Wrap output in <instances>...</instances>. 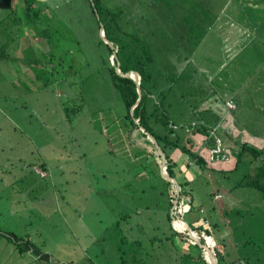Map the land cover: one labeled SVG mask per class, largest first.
I'll list each match as a JSON object with an SVG mask.
<instances>
[{"label": "rangeland", "instance_id": "obj_1", "mask_svg": "<svg viewBox=\"0 0 264 264\" xmlns=\"http://www.w3.org/2000/svg\"><path fill=\"white\" fill-rule=\"evenodd\" d=\"M5 1L0 0V20L3 19L0 23V47L5 44L1 49L9 54L10 59L0 61V264L51 263L35 258L27 251L18 252L15 243L9 241L2 233L8 231L23 239L29 238L41 252L49 253L52 264L57 261L89 264L88 258L94 259L95 254L105 260L106 256L112 255L113 252L112 247L106 246L115 237L114 230L106 234L104 232L116 221L117 214L135 207L144 209L146 202L154 203L155 196L153 193L150 194L152 191L149 190L148 183L140 181L146 174H136L144 165L154 168L141 146L135 145L142 144L144 138L139 137L137 131H134L131 137L129 136L131 144L121 142L123 126L122 121L117 118L121 115L123 107L119 94L111 87L102 90L101 82L93 80L92 73L89 81L87 80L84 65V61L87 62L86 55H79L82 64L78 73L80 80L87 81L83 85L84 88L86 89L88 85L89 88L81 94H77L75 86L73 88L72 85H67V80L63 85L60 82V85L53 84L50 88H45L31 77L30 70L21 64L20 47L22 44L27 46L30 41L33 45L37 42L33 38L30 40L29 37H24L29 28L20 22L19 1ZM46 1L60 8L59 11L62 10L63 17L67 20L78 21L81 15L88 24L89 13H85V10L81 14L74 11L66 14L65 10L69 8L67 3L74 4L73 0ZM122 1L125 2V6L115 5L113 3L115 0H106V4L114 10H122L120 16L123 19L122 28L127 32H132L135 26L138 29L134 31L149 34L155 29L159 30L168 21L166 15L175 13L172 9H166L159 0L152 3L148 0H135L134 10L127 0H120V4ZM10 5L15 12L10 13ZM140 11L141 15L146 14V20L137 24L135 19L140 17ZM15 18L18 19L14 20ZM171 19L165 33L161 35L158 32L161 35L159 44L165 50L159 52L160 57L156 58L158 63L156 64L162 63L166 69L173 68L168 71V75L177 76V66L161 58H165L168 51L174 53L170 51L172 49L186 52L188 44L190 46L197 44L191 40L200 32V26L191 18L185 19L183 23H179L181 21L179 16L172 21ZM14 24H20L19 28ZM181 24L184 28L177 27ZM230 28L231 32H210L207 40L213 43L195 54L196 61L209 64L212 71L223 64L220 75L208 82L207 87L206 81H210L211 78L208 79L206 72H197L196 74L200 75V82L194 80L191 85L193 91L199 85V94H202V90L218 92L222 97L221 104L228 97L233 99L236 108L220 111L222 121L209 124V127L213 128L211 133L220 137L223 148L235 149L243 141L264 147V48L261 57H255L253 47L246 48V56L244 51L242 55H237L242 48L233 46L228 48L222 41L232 40L234 36L238 39L239 33L233 32L232 24ZM79 30L76 32L77 35ZM177 30L182 31V37L176 39L174 32ZM68 34L69 37L65 36L59 40V46L68 49L69 53L78 51L80 47L74 41V37L80 40V34L78 37ZM170 35L173 37L166 40ZM38 44L42 50L46 49L44 40L40 39ZM76 53L78 55V52ZM67 55L69 54L64 53L66 59ZM159 76L155 75V80ZM175 84L178 85L177 82ZM168 85L169 83L166 87ZM189 89L191 90V88L187 90ZM187 90L182 92V100L179 97L181 93L179 94L174 84L173 90L168 94L175 103L172 110L176 113L174 115L176 124L183 126H190L196 122L193 120H196L200 113L205 112L200 106H189L187 100L192 96L191 91L188 94L184 93ZM208 100L214 103L206 109L211 111L220 108L217 96H212ZM196 109L200 112L194 111ZM217 113L218 111H213L205 114ZM220 144L217 141V148H220ZM209 146L206 145L205 151ZM157 153L153 151L159 161ZM42 162L46 163V171L38 168ZM240 176V169L233 174L230 172L226 179H219L224 185L207 184L202 178L195 179L192 183L194 204H204L210 208L213 203L208 192L220 187L227 195L228 203L236 208L254 211L256 215L263 213L264 200L259 192L247 188L232 189L234 181ZM138 196L142 200H138ZM235 196L239 199H233ZM209 212L211 218L214 216L217 218L212 210ZM146 213L142 214L141 218L133 215L129 224H122L124 230L133 231L136 228V221L141 219L145 228L143 236H147L149 221ZM195 216L197 212L193 209L190 213H184L183 218L190 222ZM230 220L232 221L230 226L222 225V231L224 230L222 236L226 240L229 239L226 249L230 254L229 258L236 252L242 255L251 253L253 247L249 245L247 248L234 245L242 227L249 236L258 233V229L253 231L252 228L248 230L250 225L247 227L248 220L254 219L238 221L236 217H232ZM210 238L214 242L213 237ZM221 238L219 236L218 241L222 240ZM174 241L177 245L182 244L181 237H175ZM158 252L162 253L160 263L172 264L167 262V248L161 246Z\"/></svg>", "mask_w": 264, "mask_h": 264}, {"label": "trees", "instance_id": "obj_2", "mask_svg": "<svg viewBox=\"0 0 264 264\" xmlns=\"http://www.w3.org/2000/svg\"><path fill=\"white\" fill-rule=\"evenodd\" d=\"M18 1L20 22L29 28L24 37H29L30 40L33 38L37 42L33 45L30 41L27 46L22 44L20 47L22 52L21 64L30 70L31 77L45 88H50L53 84L60 85V82L63 85L67 80V85H72L73 88L75 86L77 94H81L89 88V85L86 86V89L84 88L83 85L87 81L80 80L78 73L80 71L79 66L82 64L79 55H86L87 62L84 61V65L86 66L87 80L89 81L88 78L92 73L91 76L94 75L93 80L101 82L102 90L111 87L119 94L123 107L122 113H120L121 118L120 116L117 118L122 121L121 125L123 126L121 142L131 144L129 136L131 137V134L137 131V135L144 139L142 144L135 143V145L141 146L143 153L148 155L154 167L144 165L141 170L136 172L137 175L138 173L146 174L140 181L148 183V188L152 191L150 194L153 193L155 196L154 203L146 202L144 209L135 207L125 213L117 214L116 221L104 232L106 234L114 230L115 238L111 242L109 241L110 244L106 246L112 247V255L108 254L104 260L95 254V260L88 258L89 264H162L159 262L162 253L158 252L161 246L167 248V262H172V264H211L210 255L199 246L198 242L208 246L209 250L213 252L217 264H234L236 262L239 264H264V212L256 215L254 211L236 208V206L228 203L229 199L220 187L208 192L213 203L210 208L204 204H194L192 183L195 179L202 178L207 184L220 183L224 185L219 179H226L230 172L233 174L239 169L241 176L234 181L232 189L256 190L264 200V147H257L243 141L237 145V148L227 150L226 147L223 148L220 137L211 133L213 128L209 127V124L213 125V123L222 121L223 117L220 111L230 109L228 103L234 105L232 109L236 108L233 99L228 97L221 104L222 97L214 90L204 92L205 95L198 93L195 97L188 99L187 102L189 106H200L205 112L200 113L198 118L193 120L196 122L190 126H183L178 123L177 125L174 119L176 113L172 110L175 103L171 101L168 94L173 90V84L175 87L179 78L185 77V73L183 75L178 73L177 76L170 74V76L168 71L173 70V68L166 69L163 64L157 65L155 56L150 53L147 47L144 38L146 34H142V31H134V29H138L135 26L132 32H127L125 28H122L123 19L120 18L122 10H114L106 4V0H73L74 4L68 2L69 8L65 10L66 14L70 11L81 14L85 10V13H89L87 18L90 23L87 24L81 15L78 21L67 20L63 17L62 10L59 11L60 8L50 5L46 0ZM113 3L125 6V2L122 1L120 4V0H115ZM170 3L171 0H164L163 4ZM9 9H11L10 13L15 12L11 5ZM143 16L140 14V17L135 19L137 24L142 23ZM2 22L3 19L0 20V23ZM14 25L19 28L20 24ZM77 30H79L78 35ZM101 30L111 45L104 41L100 34ZM68 33L72 36L78 37L79 34L81 36L80 40H76L74 37V41L80 47L76 51L78 55L76 52L69 53L68 49H63L58 44L59 40L64 39L65 36L69 37ZM40 39L46 42L45 50L39 48ZM3 51L1 49L0 61H8L10 56ZM63 52L69 54L67 59ZM15 59L18 63L20 62L16 56ZM117 67L122 74L136 71L139 75L141 97L132 111L131 108L139 96L136 80L128 75H120L116 71ZM155 75L160 76L155 80ZM165 82L166 84L169 83L167 87ZM188 88L191 90L189 89L184 93L188 94L193 91L192 87L187 86ZM180 95L182 100V93ZM203 96L206 97L202 98ZM212 96L218 97L220 108L210 111L206 108L211 107L214 103L208 100ZM194 111L200 112L197 109ZM213 111H218V113L205 114ZM149 134L153 136L155 142L149 137ZM217 141L219 144L221 143L220 148H217ZM208 144L210 146L205 151ZM154 150L158 152L159 161L153 154ZM159 150L164 154V165L167 173L176 180L177 184L161 176L162 156ZM190 167L195 169L189 170ZM38 168L46 171V163H40ZM233 199H239V197L235 196ZM138 200H142L140 196H138ZM193 209L196 210L197 216L192 217L188 222L183 218L184 213H190ZM210 210L217 215V218L215 216L211 218ZM144 213H146L149 221L147 227L149 234L147 236H143L145 228L140 221L141 219L136 221V228L133 231L124 230L123 223L129 224L133 215L141 218ZM232 217H236L238 221L254 219L253 221L248 220L247 227L250 225L248 230L252 228L253 231L258 229V233L249 236L242 227L239 230L240 235H242L236 238L234 246L239 247L241 245L247 248L249 245L253 247L251 253L247 251L248 253L242 255L236 252L229 258L230 254L226 250L229 239L226 240L222 236L224 233L222 225L230 226ZM175 219L184 226L188 224L195 233L196 239L188 233L187 229L175 227ZM176 221V225L179 226ZM235 222L237 223L236 220ZM233 232L235 235V230ZM2 233L7 236L9 241L15 243L18 252H30L35 258L52 264L50 254L41 252L29 238L23 239L12 231ZM219 236L226 243L222 240L218 241ZM175 237H181V245L175 243ZM210 237H213L214 242ZM254 248L255 250H253ZM193 249L196 250V253L192 251ZM235 251L237 250L235 249ZM226 254H228L227 257ZM251 256H253L252 260ZM55 264L74 263L73 261H57Z\"/></svg>", "mask_w": 264, "mask_h": 264}, {"label": "crops", "instance_id": "obj_3", "mask_svg": "<svg viewBox=\"0 0 264 264\" xmlns=\"http://www.w3.org/2000/svg\"><path fill=\"white\" fill-rule=\"evenodd\" d=\"M127 1L132 7V10H134L135 0H132V2L131 0ZM148 1H151L150 3H152L154 0ZM159 1L166 9H172L175 11L174 14L166 15L168 21H170L171 18L172 21L173 18L179 16V19L181 20L179 23L185 19L191 18L195 21V24L200 26V32L195 35L193 40H191L196 41L197 44L194 46L188 44L186 52L172 49L170 51H174V53L168 51L166 57L161 58V60H166L171 64H175L178 73H182V75L185 73V77H180L178 85H176L179 93L187 90V86L192 87L191 84H193L194 80L198 83L200 82V75H197V72H206L208 79L210 80L211 78L210 81H206L207 87L209 86L208 82L213 81L215 77L219 76L222 72L224 67L223 64L218 65V68L215 71H212L209 64L196 61L195 58V54L200 49L208 48V46L213 43L212 41L207 40V35L212 31L231 32L230 25L232 24L233 32L239 33L238 39H235L234 36L232 37V40H222L223 43L226 44L228 48L231 46L242 48L237 55H242L244 51L246 56V48L253 47L255 48V57L262 56V49L264 48V0H171L170 4H163L164 0ZM139 14H141V11ZM143 15L144 19L142 20V23L146 20V14L143 13ZM173 15L174 17H172ZM168 21H166L159 30L155 29L144 36L147 47L155 58L160 57L159 52L165 50L159 44V36L167 30L169 24ZM177 27L184 28V25H177ZM158 32L161 35H159ZM181 32V30L174 32L176 39L182 37ZM171 37H173V35L166 37V40ZM197 87L194 88L197 90L191 91L192 97L198 95L200 87ZM202 93H204L203 90Z\"/></svg>", "mask_w": 264, "mask_h": 264}, {"label": "water", "instance_id": "obj_4", "mask_svg": "<svg viewBox=\"0 0 264 264\" xmlns=\"http://www.w3.org/2000/svg\"><path fill=\"white\" fill-rule=\"evenodd\" d=\"M100 34H101V36H102V38L104 39V41L105 42H107V43H109L110 45H111V43L104 37V35H103V30H101V32H100ZM118 64H119V62H117ZM116 71L120 74V75H128V76H131V77H133L135 80H136V83H137V86H138V99H137V101H136V103L132 106V108H131V111H132V109L134 108V106L139 102V100H140V97H141V90H140V87H139V83H140V78H139V75L137 74V72L136 71H129V72H127L126 74H122L121 72H120V70H119V68L117 67L116 68ZM141 129H144L143 127H141ZM149 137L155 142V139L153 138V136H151L150 134H149ZM157 147H158V145H157ZM160 151V154H161V156H162V165H161V171H160V173H161V176L164 178V179H166V180H169V181H173L174 183H176L177 184V182H176V180H174L173 178H171L170 176H169V174L167 173V170H166V166L164 165V154H163V152L161 151V150H159ZM177 187V189H178V186H176ZM176 220V219H175ZM186 224V223H185ZM185 229H187L188 230V233L194 238V239H196V235L194 236V232L189 228V226H188V224H186V227H185ZM193 232V233H192ZM198 242V241H197ZM199 243V246H201L203 249H205L206 251H209V253H210V261H211V264H217L216 263V260H215V257H214V255H213V252L211 251V250H209V248H208V246L207 245H204V244H201L200 242H198Z\"/></svg>", "mask_w": 264, "mask_h": 264}, {"label": "bare ground", "instance_id": "obj_5", "mask_svg": "<svg viewBox=\"0 0 264 264\" xmlns=\"http://www.w3.org/2000/svg\"><path fill=\"white\" fill-rule=\"evenodd\" d=\"M175 221H176V220H174V225H175V227H177V228H184V229H185L186 226H184V225L181 224L180 222L176 221V222H178V223L180 224L179 226H177L176 223H175ZM192 233H193V232H192ZM193 234H194V236H195V233H193ZM207 252H208V254L210 255L209 251H207ZM210 256H211V255H210Z\"/></svg>", "mask_w": 264, "mask_h": 264}, {"label": "built area", "instance_id": "obj_6", "mask_svg": "<svg viewBox=\"0 0 264 264\" xmlns=\"http://www.w3.org/2000/svg\"><path fill=\"white\" fill-rule=\"evenodd\" d=\"M228 107H229L230 109H232V108L234 107V105L231 104V103H228ZM216 151H217V150H216Z\"/></svg>", "mask_w": 264, "mask_h": 264}]
</instances>
